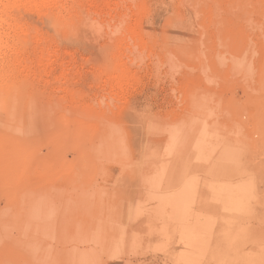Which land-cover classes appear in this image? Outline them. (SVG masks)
Wrapping results in <instances>:
<instances>
[{
	"label": "rangeland",
	"instance_id": "374dc122",
	"mask_svg": "<svg viewBox=\"0 0 264 264\" xmlns=\"http://www.w3.org/2000/svg\"><path fill=\"white\" fill-rule=\"evenodd\" d=\"M0 264H264V0H0Z\"/></svg>",
	"mask_w": 264,
	"mask_h": 264
},
{
	"label": "bare ground",
	"instance_id": "6f19581e",
	"mask_svg": "<svg viewBox=\"0 0 264 264\" xmlns=\"http://www.w3.org/2000/svg\"><path fill=\"white\" fill-rule=\"evenodd\" d=\"M0 43H1V41H0Z\"/></svg>",
	"mask_w": 264,
	"mask_h": 264
}]
</instances>
